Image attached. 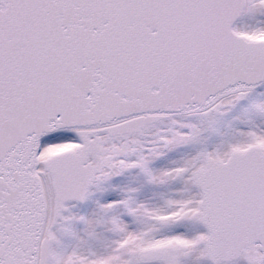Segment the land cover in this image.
Masks as SVG:
<instances>
[{
  "label": "snow or ice",
  "instance_id": "obj_1",
  "mask_svg": "<svg viewBox=\"0 0 264 264\" xmlns=\"http://www.w3.org/2000/svg\"><path fill=\"white\" fill-rule=\"evenodd\" d=\"M0 264H264V0H0Z\"/></svg>",
  "mask_w": 264,
  "mask_h": 264
}]
</instances>
